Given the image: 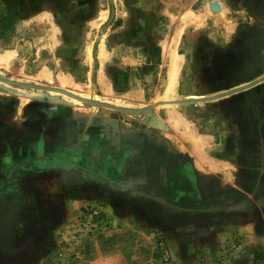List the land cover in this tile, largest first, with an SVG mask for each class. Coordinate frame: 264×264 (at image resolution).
<instances>
[{
  "label": "rangeland",
  "instance_id": "374dc122",
  "mask_svg": "<svg viewBox=\"0 0 264 264\" xmlns=\"http://www.w3.org/2000/svg\"><path fill=\"white\" fill-rule=\"evenodd\" d=\"M203 132L264 170V0H0V264H264L167 241Z\"/></svg>",
  "mask_w": 264,
  "mask_h": 264
},
{
  "label": "crops",
  "instance_id": "0c3cea01",
  "mask_svg": "<svg viewBox=\"0 0 264 264\" xmlns=\"http://www.w3.org/2000/svg\"><path fill=\"white\" fill-rule=\"evenodd\" d=\"M250 121L256 122L249 118V125ZM202 135L206 143L197 151L202 165L195 163L194 169L201 172L202 175L196 177L204 184L198 186L195 190L197 193L192 189L189 192L185 188V195H191L190 200L182 204L169 200L166 206L169 233L167 241L175 245L179 242L178 236L183 235V240L186 242L190 240L194 248L211 241L225 240L231 235L253 237L260 232L259 228L264 229V170L259 173L257 172L259 170H253L254 165L244 166V159L236 158L238 163L241 161L243 168L241 170L238 168L240 173L238 178H232V170L237 169L235 161L234 166H225L226 158L223 157L222 147L218 142H213L207 133L203 132ZM241 137L250 139L259 137L264 141V132H260L258 136L249 132L248 135ZM251 145L248 144L249 153L259 149ZM237 148L239 154H245L244 146ZM195 159L197 160L196 157ZM247 162L250 163V160ZM45 205L48 203L39 206L36 212L38 215L42 216L46 212L43 210ZM182 214V219H179ZM113 215L116 220L134 223L130 218ZM183 246L185 247L184 244Z\"/></svg>",
  "mask_w": 264,
  "mask_h": 264
},
{
  "label": "bare ground",
  "instance_id": "6f19581e",
  "mask_svg": "<svg viewBox=\"0 0 264 264\" xmlns=\"http://www.w3.org/2000/svg\"><path fill=\"white\" fill-rule=\"evenodd\" d=\"M177 67L175 66L174 69L171 72L170 79H169V85L168 88L172 85L173 81L175 80V77L177 75Z\"/></svg>",
  "mask_w": 264,
  "mask_h": 264
}]
</instances>
